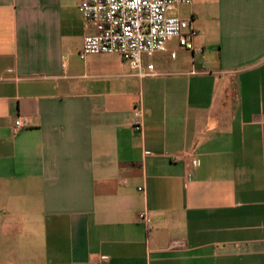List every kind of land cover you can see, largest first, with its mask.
<instances>
[{"label":"crops","instance_id":"crops-1","mask_svg":"<svg viewBox=\"0 0 264 264\" xmlns=\"http://www.w3.org/2000/svg\"><path fill=\"white\" fill-rule=\"evenodd\" d=\"M78 3L0 0V264H264V0L178 6L144 77L73 71Z\"/></svg>","mask_w":264,"mask_h":264},{"label":"built area","instance_id":"built-area-1","mask_svg":"<svg viewBox=\"0 0 264 264\" xmlns=\"http://www.w3.org/2000/svg\"><path fill=\"white\" fill-rule=\"evenodd\" d=\"M193 0H79L78 10L84 26L91 25L94 32L85 33L79 58L90 55L117 54L136 71L138 77L152 75L153 65L143 70V57L155 53L170 52L169 42L175 40L179 48L194 52L193 39L196 30L191 19H184L173 11L180 5L191 4ZM199 51H202L199 49ZM26 118H16L13 128L26 127ZM140 130V123L134 124ZM137 217L147 224L146 212ZM184 246L183 240H172L168 249ZM104 260L105 258L102 257Z\"/></svg>","mask_w":264,"mask_h":264},{"label":"rangeland","instance_id":"rangeland-1","mask_svg":"<svg viewBox=\"0 0 264 264\" xmlns=\"http://www.w3.org/2000/svg\"><path fill=\"white\" fill-rule=\"evenodd\" d=\"M155 56L156 55H154L151 59H153ZM83 61L84 60L79 58L77 51L74 50L70 53L69 64L75 73L81 72Z\"/></svg>","mask_w":264,"mask_h":264}]
</instances>
